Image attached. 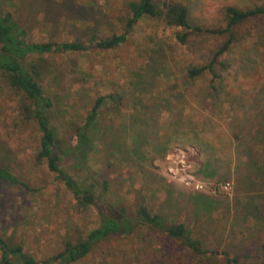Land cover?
Instances as JSON below:
<instances>
[{"label":"rangeland","instance_id":"374dc122","mask_svg":"<svg viewBox=\"0 0 264 264\" xmlns=\"http://www.w3.org/2000/svg\"><path fill=\"white\" fill-rule=\"evenodd\" d=\"M32 1L0 0V10L11 11L18 21L32 25L36 20ZM130 1L133 0H73L74 8L91 7L92 15L87 20L93 26L89 28L81 20L74 21L62 6V0H58L68 24L53 35L60 41H86L93 32L101 38L111 36L122 27L119 19L128 14ZM155 1L162 4L166 0ZM178 1L188 6L192 25L213 29L224 27L223 9L226 6L246 9L264 4V0ZM32 29L34 39L47 40L48 34L37 27ZM236 37L237 42L226 56L228 68L220 70L222 78L214 82L220 93L211 92L217 96V101H208L207 110H203V101L195 94L209 90L212 78L190 83L187 94L181 95L182 78L188 65L209 60L225 37L200 35L192 40L189 49L179 48L173 43L174 31L165 29L162 23L149 17L142 19L128 42L115 50L56 57L53 73L46 79V88L54 101L52 122L62 125L65 132L71 114L75 112L88 117L94 101L100 96L119 93L126 97L119 114L113 110L114 103L108 102L96 120L101 131H94L98 145L89 152L87 165L93 176L97 173L91 181L98 180L100 190H103L104 179L109 180V190L105 192L100 208L109 202L125 204L134 210L140 199L145 200L154 214H163L176 221L184 219L193 235L200 238L209 251L240 256L239 264H264L263 19L256 18L239 26ZM158 41L166 46L162 55L157 56L154 47ZM159 57L164 58L165 65L170 64L166 73L157 69L146 71L149 60H160ZM146 85H149L146 91L140 93L138 89ZM1 90L0 85L1 162L38 191L31 193L22 188L0 187V236L23 245L27 252L38 258H47L60 252L68 240H84L99 226V211L77 209L73 197L55 174L46 165L36 166L38 133L16 116L14 96ZM167 102L172 104L171 109L177 106L180 109L183 105L184 114L170 113L166 109ZM142 106L151 109L142 110ZM136 113L145 121L143 129L134 126ZM178 117H190L200 124L199 137L207 143L206 146L198 145L199 140L190 134L188 138L194 140L174 142L168 154L176 148L191 149V160L198 168L199 177L212 184L230 182L234 186L232 194L199 193L171 183L165 175L168 154L165 159L150 160L152 137L168 136L169 122ZM149 119L154 125L153 131L148 130L146 121ZM139 135H142L141 139ZM135 140L141 141L138 150L146 155V159L142 162L128 157L123 160L120 145L126 143L122 150L133 153L137 150ZM108 159L113 164V171L106 167ZM208 164L210 166L206 167ZM69 169L72 172L78 170L71 166ZM206 172L215 175L204 176ZM78 174L86 176L85 172ZM249 178L257 184L255 190L249 187ZM196 194L217 203L211 215L198 213L195 209L197 204L191 195ZM77 264L229 263L220 254L194 257L177 244L144 231L130 238L108 239Z\"/></svg>","mask_w":264,"mask_h":264},{"label":"trees","instance_id":"16d2710c","mask_svg":"<svg viewBox=\"0 0 264 264\" xmlns=\"http://www.w3.org/2000/svg\"><path fill=\"white\" fill-rule=\"evenodd\" d=\"M72 1L62 0V6L65 7L66 12L71 17L73 16L74 21L78 19L82 21L84 26H90L87 17L92 15L91 7L74 8L76 6L71 4ZM32 3L37 11H35V23L33 22L32 25H27V22L21 23L11 11L0 10L1 91L5 92L6 90L9 95L14 96L12 98L16 102V116L21 119L23 124L33 127L38 133L37 154L34 159L36 166L46 165L48 170L55 174L56 179L64 184L65 189L73 197L77 209H97L100 224L90 231L84 240L78 242L68 240L60 252L47 258H38L27 252L23 245L13 243L0 236V264H77L92 254L98 244L108 239L114 237L130 238L137 236L138 232L144 231H151L156 237H163L164 240L177 244L194 257L200 258L208 254H220L229 264H239L240 256L231 257L228 252L209 251L204 247V242L193 235L184 219L176 221L163 214H154L145 200L140 199L134 210L129 209L125 204L113 205L109 202L100 208L105 192L109 190V180L104 179L103 190H100L98 180L91 181L97 173L93 176V172H90L87 165L90 158L89 152L98 145L96 138L94 139V131H101L96 120L101 108L111 104V102L114 103L113 110L119 114L120 107L124 105L126 97L118 95L119 93L100 96L94 101L88 117L84 118L82 114L75 112L71 114L65 132L62 125L52 122L51 112L54 108V101L48 94L46 79L53 73V63L56 57L98 52V50L104 52L115 50L128 42L127 40L133 36L135 27L142 19L149 17L162 23L165 29L174 31L173 43L179 48L189 49L192 40L200 35L225 37V41L209 60L188 65L185 69L186 74L182 78L181 95L187 94L190 83L202 81L207 77L212 78L209 90H202L195 94L199 100L203 101L201 102L204 104L203 110H207L209 108L208 101H217V96L211 95V92L220 93L214 82L216 79L222 78L219 71L228 68L226 56L235 45L234 43L237 42L236 29L256 18H262L264 21V4L246 9L238 6H226L223 9L224 27L213 29L192 25L188 6L181 1L166 0L162 4H158L155 0H133L127 4L128 14L119 19L122 27L116 29L111 36L101 38L96 32H93L92 36L85 39L86 41H60L55 39L57 36L53 34L65 28L68 23L65 21L66 16L60 10L58 0H33ZM79 9L83 11L80 12ZM34 27L48 34L47 40L34 39L32 35V28ZM161 43L154 47L157 56L162 55L164 46H166L165 43ZM159 59H150L146 71L157 69L166 73L170 64L166 63L165 65L164 58L159 57ZM149 85L139 88L138 91L140 93L145 92ZM170 89L169 91L173 90ZM171 106L172 104L167 102V107H165L173 115L184 114L183 105L180 109L179 106L171 109ZM148 109H151L150 106H142V110ZM135 115L137 116L138 113ZM183 119L178 117L176 121L169 122L168 136L152 137V156L150 158L152 162L157 159H165L170 145L174 142L182 143L194 140L188 138L190 134L199 140L197 141L198 145L206 146L207 141L199 137L198 128L200 124L190 117ZM133 122L134 126H140L138 128L143 129L145 121L141 117L137 116ZM146 124L148 130L153 131L154 125L150 119L146 121ZM138 138L141 139L142 135H139ZM144 139L147 137L144 136ZM134 145L137 150L130 153L122 150L126 148V143H122L120 145L122 149L119 151L120 156L123 160H127L128 157L135 162H142L146 159V155L139 151L142 143L135 140ZM1 160L2 157L0 156V187L22 188L27 192L37 193L36 188L29 186L11 170L10 166L5 165L6 163H2ZM70 166L72 168L77 167L78 170L72 172L69 169ZM209 166V164L206 165V167ZM106 167L113 171V164L110 159H108ZM253 167H255L254 164ZM79 171L85 172L86 176L81 177V174H78ZM206 173L204 176L212 177L215 175L214 172ZM248 180L249 187L255 190L257 184L254 179L249 178ZM191 196L197 204L195 209L198 213L211 215L217 208V203L207 196L197 194Z\"/></svg>","mask_w":264,"mask_h":264},{"label":"built area","instance_id":"2783aa9c","mask_svg":"<svg viewBox=\"0 0 264 264\" xmlns=\"http://www.w3.org/2000/svg\"><path fill=\"white\" fill-rule=\"evenodd\" d=\"M192 150L176 148L166 158L165 175L171 183L179 184L187 189L199 193H233L234 186L230 182L212 184L202 180L198 175V168L191 160Z\"/></svg>","mask_w":264,"mask_h":264},{"label":"crops","instance_id":"0c3cea01","mask_svg":"<svg viewBox=\"0 0 264 264\" xmlns=\"http://www.w3.org/2000/svg\"><path fill=\"white\" fill-rule=\"evenodd\" d=\"M249 213H251V212H249Z\"/></svg>","mask_w":264,"mask_h":264}]
</instances>
